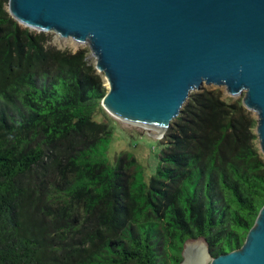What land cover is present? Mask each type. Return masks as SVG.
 <instances>
[{"label":"trees","instance_id":"obj_1","mask_svg":"<svg viewBox=\"0 0 264 264\" xmlns=\"http://www.w3.org/2000/svg\"><path fill=\"white\" fill-rule=\"evenodd\" d=\"M0 0V264H178L243 243L264 204L256 116L209 85L188 94L154 172L107 157V91L88 49H61ZM101 114V120L94 115Z\"/></svg>","mask_w":264,"mask_h":264},{"label":"water","instance_id":"obj_2","mask_svg":"<svg viewBox=\"0 0 264 264\" xmlns=\"http://www.w3.org/2000/svg\"><path fill=\"white\" fill-rule=\"evenodd\" d=\"M6 7L23 26L87 43L110 114L165 132L191 91L220 86L255 114L264 155V0H7ZM181 256L178 264H264V204L241 246L212 256L198 238L185 241Z\"/></svg>","mask_w":264,"mask_h":264},{"label":"rangeland","instance_id":"obj_3","mask_svg":"<svg viewBox=\"0 0 264 264\" xmlns=\"http://www.w3.org/2000/svg\"><path fill=\"white\" fill-rule=\"evenodd\" d=\"M31 30H35L30 28ZM51 36V42L58 48L75 51L78 48L88 49V59L95 63V58L91 54L87 43H78L71 37H61L53 31H45ZM104 77V75H103ZM105 80V79H104ZM105 86L107 84L105 81ZM212 86V85H211ZM215 86V85H214ZM220 87V86H218ZM223 97L226 99L228 95L224 88ZM231 97H242V96H231ZM105 119L110 123L112 128L111 139L109 142L107 157L109 161L114 164L116 163V156L120 152H130L144 168L145 178L154 172L157 160V154L161 148L160 140L162 137H156L154 132H150L145 126L137 123H132L123 119H120L106 110H104ZM94 119L101 120V114L94 115ZM205 264L210 263V259H207Z\"/></svg>","mask_w":264,"mask_h":264},{"label":"bare ground","instance_id":"obj_4","mask_svg":"<svg viewBox=\"0 0 264 264\" xmlns=\"http://www.w3.org/2000/svg\"><path fill=\"white\" fill-rule=\"evenodd\" d=\"M132 123H134V122H132ZM137 124H139V123H137ZM141 125L145 126V128L148 129L150 132H154V135L156 137H161V135L164 132V127H153V126L144 125V124H141Z\"/></svg>","mask_w":264,"mask_h":264}]
</instances>
